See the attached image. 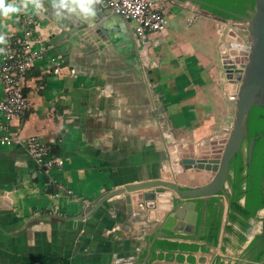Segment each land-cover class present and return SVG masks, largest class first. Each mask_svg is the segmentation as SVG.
Wrapping results in <instances>:
<instances>
[{
	"label": "crops",
	"instance_id": "1",
	"mask_svg": "<svg viewBox=\"0 0 264 264\" xmlns=\"http://www.w3.org/2000/svg\"><path fill=\"white\" fill-rule=\"evenodd\" d=\"M166 1L163 35L150 36L146 60L132 62L123 75L89 70L95 61L83 58L85 44L74 39L73 27L64 25L61 33L46 20L56 16L41 14L47 1L38 15L0 21L13 40L32 18L47 56L60 60L58 74L48 73L49 62L35 63L24 84L29 108L10 120L7 134L56 143L61 159L46 177L23 144L0 146V264H264L260 209L248 218L231 212L229 182L219 202L198 207L192 234L164 228L173 225L162 223L165 191L145 200L143 209L127 212L121 195H112L93 210L110 190L168 179L179 144L205 141L233 120L238 82L227 77L218 56L220 33L233 23L186 0ZM193 9L199 14L188 23ZM114 18L115 25H107L115 39L126 34L132 40L130 24ZM208 219H218L211 242L200 239ZM160 225L170 237H155L149 252ZM174 242L196 248L160 246Z\"/></svg>",
	"mask_w": 264,
	"mask_h": 264
},
{
	"label": "water",
	"instance_id": "2",
	"mask_svg": "<svg viewBox=\"0 0 264 264\" xmlns=\"http://www.w3.org/2000/svg\"><path fill=\"white\" fill-rule=\"evenodd\" d=\"M186 1L199 8V2ZM96 9L102 11L107 19L111 16L104 1L96 5ZM232 15L235 19L229 20L233 25L221 31L218 50L221 68L227 77L234 76L238 82L231 125L220 128L215 136L205 141L179 144V156L173 157L167 168L168 179L125 184L110 190L95 202L93 210L108 197L121 195L125 210L130 212L143 209L144 201L153 199L155 194L167 192L166 203L169 205L162 214V223L172 222L173 225L170 228L156 226L149 252L155 237H170V234L161 232L162 227L172 232L192 234L198 207L211 199L219 202V195L226 191L230 160L239 149L246 116L254 105L264 110V0H253L248 15ZM113 16L118 17L116 14ZM260 136L261 133L247 140L244 158L247 172L254 141ZM259 211V232L264 244V207Z\"/></svg>",
	"mask_w": 264,
	"mask_h": 264
},
{
	"label": "built area",
	"instance_id": "3",
	"mask_svg": "<svg viewBox=\"0 0 264 264\" xmlns=\"http://www.w3.org/2000/svg\"><path fill=\"white\" fill-rule=\"evenodd\" d=\"M112 14L130 24L134 44L139 49L142 60H146L150 36L160 38L167 26L165 7L166 0H102ZM199 14L193 9L187 22H193ZM0 54V146L11 147L21 143L27 153L35 160L38 168L48 177L53 169L61 164V159L50 151V146L38 141L35 137H12L7 134L9 122L13 118L23 117L29 108V100L24 92V84L35 63L49 62L50 74H58L60 60L55 56L48 57L49 46L36 34L32 18H25L21 31ZM144 61H142V64ZM40 85L39 88H43Z\"/></svg>",
	"mask_w": 264,
	"mask_h": 264
},
{
	"label": "trees",
	"instance_id": "4",
	"mask_svg": "<svg viewBox=\"0 0 264 264\" xmlns=\"http://www.w3.org/2000/svg\"><path fill=\"white\" fill-rule=\"evenodd\" d=\"M183 1V0H180ZM199 2V8L208 11L209 13L216 15L223 19H235L233 13L240 15H248L252 10L253 0H194ZM246 138L261 133V136L256 140V146H261L262 135H264V110L258 106H252L249 110L245 125H244ZM50 146L52 153L57 152L56 143ZM263 158H258L252 154L250 159L249 172L246 170V163L244 158H237L233 167L232 180L229 178L230 184V198L229 209L231 212L238 214L242 217L248 218L256 214L257 210L264 207V147ZM242 198V204L239 199ZM234 218V217H232ZM199 223V220H197ZM208 227L206 235L201 236V240L207 242L214 241L217 234L218 219H208L205 222ZM161 247L184 248L187 250L195 249L194 244H180L170 243L167 245H161ZM258 261V258H256Z\"/></svg>",
	"mask_w": 264,
	"mask_h": 264
},
{
	"label": "rangeland",
	"instance_id": "5",
	"mask_svg": "<svg viewBox=\"0 0 264 264\" xmlns=\"http://www.w3.org/2000/svg\"><path fill=\"white\" fill-rule=\"evenodd\" d=\"M44 1H47L45 4L46 9L41 14L47 15L51 13L52 16H56L51 0ZM46 20L54 25L57 24L56 27L61 33L64 31L66 33L64 25L65 28L69 27V25L73 27L76 33L74 39L78 38V42L85 44V47L82 46L84 50L83 58L95 61V63L87 66L89 70L107 75L112 73L113 75H123L131 73L132 62H137L138 60L140 63L141 57L137 53L131 37L125 34L123 37L115 39L112 30L107 25L106 15L98 9L96 16L87 20L75 15L67 18L57 17V20H52L49 15ZM65 36L70 38L72 35ZM78 60L83 63L82 53L78 55Z\"/></svg>",
	"mask_w": 264,
	"mask_h": 264
},
{
	"label": "clouds",
	"instance_id": "6",
	"mask_svg": "<svg viewBox=\"0 0 264 264\" xmlns=\"http://www.w3.org/2000/svg\"><path fill=\"white\" fill-rule=\"evenodd\" d=\"M102 0H51L55 15L59 18H67L72 15L81 17L85 20L96 16V5ZM44 10V0H0V21H6L13 16L21 13L39 14ZM6 23L0 22V45H7L6 33L3 29L7 28ZM5 49L0 47V54H4Z\"/></svg>",
	"mask_w": 264,
	"mask_h": 264
},
{
	"label": "flooded vegetation",
	"instance_id": "7",
	"mask_svg": "<svg viewBox=\"0 0 264 264\" xmlns=\"http://www.w3.org/2000/svg\"><path fill=\"white\" fill-rule=\"evenodd\" d=\"M263 139H262V145L261 146H256V140L254 141V145L252 148V154L256 155V151H257V156L258 158H263V150H262V146L264 147V135H262ZM246 138V133H245V129L243 131V136L240 142V146L238 151L234 154V156L232 157V159L230 160V169H229V174H228V178H227V185H228V180L229 178L232 180V176H233V168L231 169V167H233L235 161L237 160V158H245V147H246V143L247 140L249 139H245ZM230 187V184H229Z\"/></svg>",
	"mask_w": 264,
	"mask_h": 264
},
{
	"label": "bare ground",
	"instance_id": "8",
	"mask_svg": "<svg viewBox=\"0 0 264 264\" xmlns=\"http://www.w3.org/2000/svg\"><path fill=\"white\" fill-rule=\"evenodd\" d=\"M99 7V6H98ZM115 18L114 17H108V19H107V24L108 25H112V26H114L115 25V23H116V21L114 20Z\"/></svg>",
	"mask_w": 264,
	"mask_h": 264
}]
</instances>
